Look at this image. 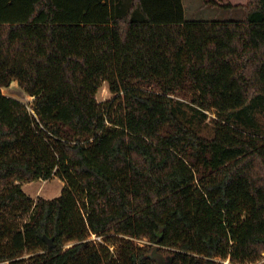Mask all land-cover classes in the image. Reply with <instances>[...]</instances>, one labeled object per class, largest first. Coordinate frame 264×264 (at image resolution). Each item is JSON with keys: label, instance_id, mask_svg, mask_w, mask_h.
<instances>
[{"label": "trees", "instance_id": "16d2710c", "mask_svg": "<svg viewBox=\"0 0 264 264\" xmlns=\"http://www.w3.org/2000/svg\"><path fill=\"white\" fill-rule=\"evenodd\" d=\"M203 3L243 16L188 20L182 0H0V87L32 98L30 111L0 90V264L262 257L264 0ZM52 176L57 196L22 188Z\"/></svg>", "mask_w": 264, "mask_h": 264}, {"label": "rangeland", "instance_id": "374dc122", "mask_svg": "<svg viewBox=\"0 0 264 264\" xmlns=\"http://www.w3.org/2000/svg\"><path fill=\"white\" fill-rule=\"evenodd\" d=\"M184 7V16L185 19H195V20H232V19H240L243 16V12L241 9H224L219 7H213L210 5H205L203 0H182ZM1 93L7 96L14 97L23 101L30 111L31 107L29 106L31 103V97L24 92V90L18 85L16 81H12L8 86L0 87ZM114 98V94L110 92L108 88V84L104 81L96 93V99L98 102L109 103ZM207 118L204 121V124L201 126V132L205 134H210L211 128V119L216 117L215 113L212 110H208ZM260 123L262 125V129L264 130V114L260 117ZM64 185V181L57 176H52L49 179H37L32 182L24 183L22 185L23 190L31 197L35 198L37 195L43 196L45 198H52L60 194L61 189ZM88 239L97 242H104L102 236H98L96 234H90ZM137 242L140 245L147 246L148 240L146 238L137 239ZM71 242L65 244V246L70 245ZM111 249H114L111 243H108ZM28 253H25L24 256H27ZM161 256V255H159ZM164 259L165 257L162 256ZM158 258V257H157ZM228 259L224 261L227 263ZM159 264V263H158ZM242 264H264V252L262 253V257L259 260L253 262H247Z\"/></svg>", "mask_w": 264, "mask_h": 264}, {"label": "water", "instance_id": "95a60500", "mask_svg": "<svg viewBox=\"0 0 264 264\" xmlns=\"http://www.w3.org/2000/svg\"><path fill=\"white\" fill-rule=\"evenodd\" d=\"M44 239L47 242L49 248L55 247V243L53 242L52 237H48L47 235H44ZM158 260H159V264H169V262L166 259H164L162 256H159Z\"/></svg>", "mask_w": 264, "mask_h": 264}]
</instances>
